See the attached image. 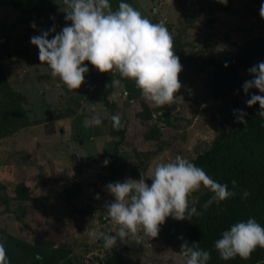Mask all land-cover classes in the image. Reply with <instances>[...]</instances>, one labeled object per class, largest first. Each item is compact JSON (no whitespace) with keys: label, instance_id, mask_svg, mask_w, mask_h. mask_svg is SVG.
Wrapping results in <instances>:
<instances>
[{"label":"rangeland","instance_id":"obj_1","mask_svg":"<svg viewBox=\"0 0 264 264\" xmlns=\"http://www.w3.org/2000/svg\"><path fill=\"white\" fill-rule=\"evenodd\" d=\"M126 2L152 22L163 20L171 34L182 70L181 87L170 105L152 106L130 79L113 86L118 73L99 72L88 61L83 62L89 70L81 86L67 90L50 77L30 43L41 30L61 28L48 12L29 19L0 7V46L7 52L0 56V243L7 246L13 238L17 249L12 250L23 258L22 264H182L179 252L189 218L151 239L138 228L113 249L90 239L87 228H111L115 234L118 226L104 209L114 200L105 188L111 179L150 176L156 164L177 154L196 157L211 148L218 129L237 125L233 109L247 107L249 96L242 84L251 78L247 69L256 62L239 67L227 99L214 100L208 58L219 48L239 58L234 43L263 34L258 28L264 22L261 3L231 0L229 9L208 25L210 19H191L197 0ZM115 3L110 0L112 9ZM53 11L65 16L57 3ZM33 22L35 29L30 27ZM9 93L18 104L3 101ZM93 109L101 117L99 126L86 123ZM114 114L120 117L117 128L112 127ZM145 183L151 180L145 177Z\"/></svg>","mask_w":264,"mask_h":264},{"label":"clouds","instance_id":"obj_2","mask_svg":"<svg viewBox=\"0 0 264 264\" xmlns=\"http://www.w3.org/2000/svg\"><path fill=\"white\" fill-rule=\"evenodd\" d=\"M217 2L226 6L228 0ZM63 4L64 20L70 23L59 32L52 26L30 37V43L38 49L37 59L48 67L50 77L58 78L67 90H76L89 70L83 63L88 61L99 72L115 70L118 78L111 80L113 86L123 79L132 80L141 96L154 107L170 105L176 99L174 93L181 87L178 73L182 66L174 55L172 37L163 20L150 21L126 0H118L115 10L110 0H63ZM259 15L264 19V0ZM30 27L35 29V23ZM247 72L251 78L242 84L243 92L249 96L245 104L251 107L258 103L257 115L264 120V61L249 67ZM250 89L260 94H252ZM92 111L94 114L86 123L99 126L101 117L95 109ZM232 112L235 122L247 124L245 111ZM111 121L113 128L120 126L119 115H112ZM108 163L106 158L103 164ZM145 177L151 180L150 184L145 183ZM230 184L231 188L211 179L203 168L177 154L173 160L156 164L150 176L107 183L105 188L114 200L105 203L104 209L118 227L115 234H111V228L107 232L87 228L88 237L101 240L105 249H113L138 228L146 238H155L166 217L183 220L199 214L194 206L189 207L192 192L203 186L212 193L202 206L207 209L238 194L237 181L232 179ZM239 195L243 200L249 193L243 190ZM213 247L221 260L237 256L248 259L257 247L264 248V227L252 217L237 221L221 231ZM179 253L182 264H208L210 260V252L199 248L197 242L182 244ZM0 264H9L3 243Z\"/></svg>","mask_w":264,"mask_h":264},{"label":"trees","instance_id":"obj_3","mask_svg":"<svg viewBox=\"0 0 264 264\" xmlns=\"http://www.w3.org/2000/svg\"><path fill=\"white\" fill-rule=\"evenodd\" d=\"M259 4L262 0H256ZM222 5L217 0H197L196 9L190 14L191 19H210L208 25L215 21L216 15L225 13L230 6ZM0 7H11L19 15L32 19L48 12L50 18L61 29L66 25L64 17L53 11V0H0ZM263 34L241 38L234 43L238 53L237 58L230 49L219 48L214 56L208 58L213 68L211 75V93L214 100H225L234 91L237 84L239 67L255 61L256 64L264 61V22L258 25ZM4 53L0 46V56ZM227 62V67H225ZM5 95L4 102L14 103L17 97ZM14 96V94H12ZM1 102V101H0ZM18 104V102H15ZM259 104L246 107L245 120L247 124L237 123L229 129H218L214 143L205 152L189 159L195 165L204 169L206 174L219 183L228 184L237 181V195L222 201L220 204H212L205 209L203 204L212 193L202 186L203 192H192L188 197L189 207H195L197 214L189 217L191 224L186 227V243L191 245L197 242V246L210 252L208 264H264V248L257 247L248 259L235 257L228 261L221 260L215 251L213 244L222 230H226L231 224L254 218L264 227V120L257 112ZM116 149V148H115ZM114 149V150H115ZM111 182H115L111 179ZM247 190L249 195L241 199L239 193ZM193 202V203H192ZM171 216L165 218L160 225V230L170 231L177 224ZM159 230V231H160ZM17 243L12 239L7 246L4 245L9 264H22L23 258L17 251Z\"/></svg>","mask_w":264,"mask_h":264},{"label":"crops","instance_id":"obj_4","mask_svg":"<svg viewBox=\"0 0 264 264\" xmlns=\"http://www.w3.org/2000/svg\"><path fill=\"white\" fill-rule=\"evenodd\" d=\"M116 2L118 1V0H115ZM134 3L137 1H135V0H132ZM57 3V5L59 6V10H63L64 8H65V5L63 4V0H53V5L54 4H56ZM116 7H117V4L115 3L114 5H113V9H116ZM135 9H137V6L136 7H134ZM140 8H141V6H140Z\"/></svg>","mask_w":264,"mask_h":264}]
</instances>
